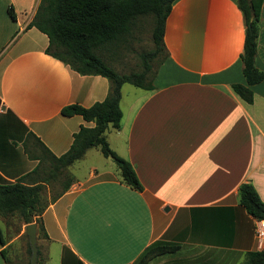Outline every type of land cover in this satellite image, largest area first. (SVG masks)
Segmentation results:
<instances>
[{"label": "crops", "instance_id": "1", "mask_svg": "<svg viewBox=\"0 0 264 264\" xmlns=\"http://www.w3.org/2000/svg\"><path fill=\"white\" fill-rule=\"evenodd\" d=\"M39 2L6 0L15 18L0 17V183L40 179L33 171L44 147L60 156L81 126L95 125L61 109L89 107L110 89L106 76L81 74L47 52V34L28 26ZM244 42L237 0L173 3L153 88L124 83L121 126L106 133L143 190L123 182L117 165L73 176L42 212L44 228L33 221L40 264H135L154 243L177 249L149 264H241L263 247L239 197L250 181L264 201V79L251 86L252 103L232 86L246 83ZM255 62L264 72V0ZM0 218L8 233L0 226V264H26L28 223Z\"/></svg>", "mask_w": 264, "mask_h": 264}, {"label": "trees", "instance_id": "2", "mask_svg": "<svg viewBox=\"0 0 264 264\" xmlns=\"http://www.w3.org/2000/svg\"><path fill=\"white\" fill-rule=\"evenodd\" d=\"M176 0H40L34 18L28 24L35 26L49 37L47 52L55 58L69 64L81 74H99L110 81L107 96L89 107L73 103L61 109L63 115H81L85 120L93 121V127L81 126L74 134L73 142L67 152L60 156L44 147L40 165L33 174L40 179L27 182L25 175L16 182L0 183V215L20 214L25 223L36 221L43 229L41 214L48 204L43 201L45 186V162L54 163L56 171L71 166L81 159L88 149L98 147L101 153L111 158L117 165L123 182L143 190V186L132 163L118 154L109 144L107 129L109 126L120 128L123 111L120 105L122 86L131 83L143 88H153L155 72L152 73L150 59L161 51H166L164 43L165 24L172 5ZM263 0H237L245 21V42L241 54L243 73L246 83H234L233 89L248 103L254 100L252 85L264 79V72L256 66L255 57L258 45L259 19ZM15 18L13 7H9ZM152 19V38L155 48L143 52V69L140 71L119 72L101 56L97 49L102 46L124 41L131 34L133 26L141 17ZM39 140V139H38ZM41 142V141H40ZM30 174V173H29ZM32 175V173H31ZM72 179L64 189L54 197L56 200L70 186ZM240 203L257 220H264V201L250 181L239 187ZM0 238L2 232L0 229ZM176 245L154 243L143 251L135 264H149L154 258L175 252ZM31 252V246H30ZM31 264V263H29ZM38 264L39 261H38ZM241 264H264V245L261 249L250 251Z\"/></svg>", "mask_w": 264, "mask_h": 264}, {"label": "rangeland", "instance_id": "3", "mask_svg": "<svg viewBox=\"0 0 264 264\" xmlns=\"http://www.w3.org/2000/svg\"><path fill=\"white\" fill-rule=\"evenodd\" d=\"M8 6L9 5H6V0H0V17H5L7 21H10L13 17L11 16ZM152 27L153 22L151 17H141L136 21L131 34H128L124 41L118 43V45L110 44L102 46L97 49V52L119 72L140 71L143 69L141 54L155 48V43L152 38ZM166 56L167 52L161 51L157 56L150 59L152 73L157 70ZM126 87L129 89H136V86L132 84H127ZM45 165L46 171L43 173V177H45L46 182L42 193L45 204H49V202L64 189L65 184L72 179L73 176L83 174L85 171H88L91 166H96L101 169L116 167L115 162L111 158L105 157L98 147L89 149L83 158L62 170L56 171L53 168L54 163L49 164V162H45ZM0 216L3 217L2 215ZM14 217L18 218L19 221L21 220L18 212L14 214ZM0 226L7 237L8 233L5 232V223L1 218ZM16 228L17 221L13 220L11 231L13 230L14 234L17 232ZM29 263L30 261L28 260L26 264Z\"/></svg>", "mask_w": 264, "mask_h": 264}, {"label": "water", "instance_id": "4", "mask_svg": "<svg viewBox=\"0 0 264 264\" xmlns=\"http://www.w3.org/2000/svg\"><path fill=\"white\" fill-rule=\"evenodd\" d=\"M25 229H26V233L28 234V238L31 246L30 263L38 264L37 223L36 222L28 223Z\"/></svg>", "mask_w": 264, "mask_h": 264}, {"label": "built area", "instance_id": "5", "mask_svg": "<svg viewBox=\"0 0 264 264\" xmlns=\"http://www.w3.org/2000/svg\"><path fill=\"white\" fill-rule=\"evenodd\" d=\"M256 235L259 244L264 243V220H258L256 225Z\"/></svg>", "mask_w": 264, "mask_h": 264}]
</instances>
